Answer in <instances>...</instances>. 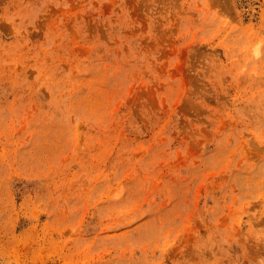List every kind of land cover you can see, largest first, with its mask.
I'll return each mask as SVG.
<instances>
[{"label":"rangeland","instance_id":"obj_1","mask_svg":"<svg viewBox=\"0 0 264 264\" xmlns=\"http://www.w3.org/2000/svg\"><path fill=\"white\" fill-rule=\"evenodd\" d=\"M0 264H264V0H0Z\"/></svg>","mask_w":264,"mask_h":264}]
</instances>
